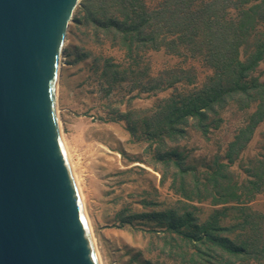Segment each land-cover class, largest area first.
Wrapping results in <instances>:
<instances>
[{"label":"trees","instance_id":"obj_1","mask_svg":"<svg viewBox=\"0 0 264 264\" xmlns=\"http://www.w3.org/2000/svg\"><path fill=\"white\" fill-rule=\"evenodd\" d=\"M155 1L82 0L68 32L74 36V30L82 27L86 36L123 52L127 64L123 71L114 58L104 59L102 74L111 78L110 84L117 78H129L132 90L141 93L187 86L163 99L143 120L150 139L159 137L161 145L166 140L178 142L187 127L207 136L220 127V111L229 104L251 111L228 144L226 158L232 163L264 122V82L251 76L264 58V0ZM149 52H163L184 62L197 60L210 74L199 83L193 67H176L150 77ZM73 54L69 51L67 56ZM87 55H77L76 61ZM129 73L134 77H128ZM132 115V111H120L118 119L131 124ZM157 156L160 166L173 172L171 177L164 171L161 174L171 179L179 200L167 209L126 220H148L159 227L154 235L162 241L170 261L154 264H264V213L249 206L264 192V155L251 161V173L239 186L243 193L231 185L226 162L206 165L199 178V171L186 165L177 149H160ZM192 173L196 181L190 184L187 179ZM194 202H208L209 207L199 208ZM228 213H235L237 221L227 220Z\"/></svg>","mask_w":264,"mask_h":264},{"label":"rangeland","instance_id":"obj_2","mask_svg":"<svg viewBox=\"0 0 264 264\" xmlns=\"http://www.w3.org/2000/svg\"><path fill=\"white\" fill-rule=\"evenodd\" d=\"M69 51L74 53L70 57ZM81 53L88 55L76 61ZM108 57L121 64L120 71L127 69L123 52L111 48L109 43L86 36L82 27L74 30V36L68 32L57 84V112L63 140L79 180L85 215L101 264L169 263L162 241L154 235L153 230H160L158 226L148 220L126 222L130 216L164 210L179 200L171 179L162 177L163 171L167 177L173 172L160 166L158 151L177 149L185 164L197 169L199 178H203L206 165H214L218 160L228 163V144L251 111H240L229 104L220 111L219 117L223 120L220 127L207 136L187 127L185 136L178 142L166 140L161 145L159 137L150 139L152 136L147 133L143 120L156 111L163 99L187 86L178 84L164 91L141 93L139 89L132 90L134 84L129 78L126 81L117 78L110 84L111 78L102 74L104 59ZM147 64L150 77L176 67H193L199 83L210 74L197 60L184 62L163 52H149ZM251 76L264 82V58ZM128 77L134 75L129 73ZM120 111H132L131 124L118 119ZM262 155L264 122L258 125L242 152L228 163L227 175L234 189L239 188L237 193H243L239 186L251 173L248 171L254 165L251 161ZM187 180L192 184L196 176L189 174ZM193 204L209 207L208 202ZM249 206L264 213V192ZM195 213L201 214L197 210ZM228 217L229 221H237L238 216L228 213Z\"/></svg>","mask_w":264,"mask_h":264},{"label":"water","instance_id":"obj_3","mask_svg":"<svg viewBox=\"0 0 264 264\" xmlns=\"http://www.w3.org/2000/svg\"><path fill=\"white\" fill-rule=\"evenodd\" d=\"M82 0H0V264H100L57 84Z\"/></svg>","mask_w":264,"mask_h":264},{"label":"bare ground","instance_id":"obj_4","mask_svg":"<svg viewBox=\"0 0 264 264\" xmlns=\"http://www.w3.org/2000/svg\"><path fill=\"white\" fill-rule=\"evenodd\" d=\"M65 43H66V42H65ZM59 123H60V121H59ZM60 127H61V126H60ZM62 138H63V136H62ZM63 143H64V146H65V150H66L67 156H68V158H69V162H70V164H71V168H72V171H73L74 179H75V182H76L77 188H78V190H79V194H80L81 201H82V205H83V196H82V194H81V190H80V186H79V180L77 179V175L75 174L76 172L74 171V166H73V163H72L71 158H70V155H71V154H69L68 147H67V145H66V143H65L64 140H63ZM84 212H85V211H84ZM85 216H86V215H85ZM86 219H87V217H86ZM87 222H88V219H87ZM88 225H89V222H88ZM89 229H90V226H89ZM90 232H91V230H90ZM93 241H94V240H93ZM98 258H99V256H98ZM99 261H100V259H99ZM100 264H101V263H100Z\"/></svg>","mask_w":264,"mask_h":264}]
</instances>
